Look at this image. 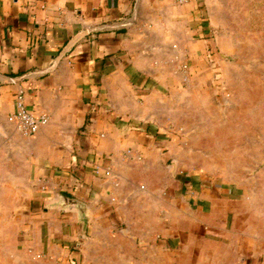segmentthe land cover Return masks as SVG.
I'll list each match as a JSON object with an SVG mask.
<instances>
[{
	"label": "crops",
	"instance_id": "crops-1",
	"mask_svg": "<svg viewBox=\"0 0 264 264\" xmlns=\"http://www.w3.org/2000/svg\"><path fill=\"white\" fill-rule=\"evenodd\" d=\"M221 2L0 0V264H264V169L243 188L173 168L166 187L177 145L150 118L182 66L223 61L201 38ZM21 90L49 117L32 138L9 120Z\"/></svg>",
	"mask_w": 264,
	"mask_h": 264
},
{
	"label": "rangeland",
	"instance_id": "rangeland-1",
	"mask_svg": "<svg viewBox=\"0 0 264 264\" xmlns=\"http://www.w3.org/2000/svg\"><path fill=\"white\" fill-rule=\"evenodd\" d=\"M214 15L204 20L208 30L201 38L227 44L223 61L208 72L182 66L177 85L159 89L161 109L150 117L177 145L176 157L166 154V187L173 168L243 188L264 169V0H224ZM115 213L116 223H128L124 213L140 214Z\"/></svg>",
	"mask_w": 264,
	"mask_h": 264
},
{
	"label": "built area",
	"instance_id": "built-area-1",
	"mask_svg": "<svg viewBox=\"0 0 264 264\" xmlns=\"http://www.w3.org/2000/svg\"><path fill=\"white\" fill-rule=\"evenodd\" d=\"M178 5H186L190 0H175ZM18 132L25 138L36 136L49 123L45 114L35 115L26 103V93L21 90L16 98V111L9 117Z\"/></svg>",
	"mask_w": 264,
	"mask_h": 264
},
{
	"label": "water",
	"instance_id": "water-1",
	"mask_svg": "<svg viewBox=\"0 0 264 264\" xmlns=\"http://www.w3.org/2000/svg\"><path fill=\"white\" fill-rule=\"evenodd\" d=\"M83 36H85V33H82L81 35L73 39L66 47L63 55ZM54 204L62 209L76 210L81 219L85 221L88 219V208L87 205L82 201L60 194L58 195L56 202Z\"/></svg>",
	"mask_w": 264,
	"mask_h": 264
}]
</instances>
